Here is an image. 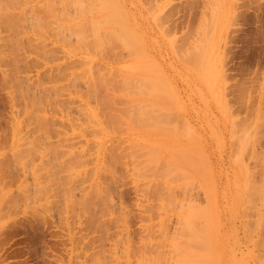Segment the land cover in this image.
Returning <instances> with one entry per match:
<instances>
[{
	"label": "rangeland",
	"instance_id": "obj_1",
	"mask_svg": "<svg viewBox=\"0 0 264 264\" xmlns=\"http://www.w3.org/2000/svg\"><path fill=\"white\" fill-rule=\"evenodd\" d=\"M0 1V264H264V0Z\"/></svg>",
	"mask_w": 264,
	"mask_h": 264
},
{
	"label": "bare ground",
	"instance_id": "obj_2",
	"mask_svg": "<svg viewBox=\"0 0 264 264\" xmlns=\"http://www.w3.org/2000/svg\"><path fill=\"white\" fill-rule=\"evenodd\" d=\"M48 1H49V0H48ZM50 1H51V0H50ZM114 1H115V0H114ZM2 2L4 3V1H2ZM108 2L110 3V0H108ZM112 2H113V1H112ZM217 2H219V0H218ZM217 2H216V3H217ZM0 3H1V1H0ZM5 3H6V2H5ZM114 3H115V4H114ZM114 3H113V4H114V7H111V8H113V10L117 9V7H115V5H116L117 3H116V2H114ZM214 3H215V2H214ZM110 4H111V3H110ZM110 4H108V5H110ZM113 4H111V6H112ZM211 4H212V3H211ZM213 5H214V4H213ZM217 5H218V4H217ZM116 6H118V5H116ZM118 7H119V6H118ZM215 7H217V6H215ZM83 9H84V8H83ZM84 10H86V9H84ZM111 13H112V14H111ZM111 13H108V14L105 13V16L107 15V16L105 17V19H106L107 21H109V22L112 21V20H117V19H118V16H117V14H116L114 11H111ZM212 18H213V17H212ZM212 18H211V20L213 21ZM91 22H92V21H91ZM94 23H95V22H93V23L91 24V26H92L93 28H94V26L96 25V23H95V24H94ZM211 23H213V22H211ZM79 24H80V23H79ZM82 24H83V23L81 22V26H80V27H83ZM88 24H89V22H88ZM11 25H13V24H11ZM89 25H90V24H89ZM66 26H67L68 28L70 27L68 23L66 24ZM75 26H76V25H75ZM75 26H74V27H75ZM204 26H205V25H204ZM204 26H202V28H203ZM210 26H211V24L209 25V27H210ZM76 27L78 28L79 26L77 25ZM84 27H85V26H84ZM68 28H67V29H68ZM77 28H76V29H77ZM95 28H96V26H95ZM80 30H81V28H80ZM82 36H83V35H82ZM98 37H99V36H98ZM205 37H208V36H205ZM205 37H204V38H205ZM82 38H83V37H82ZM204 38H203V39H204ZM91 39H93V38H91ZM79 40H80V39H79ZM82 40H83V39H82ZM85 40L89 41L88 39H85ZM94 40H95V39H93V41H92L91 43H94ZM101 40H103V39H101V38L99 37V38L96 40V42L94 43L95 45L93 44V47L95 48V46H96V44H97V45H102V46H103V47L101 46V48L99 47L100 49L104 48V45L101 44V43H103V42L105 43V42H107V40H106V41H104V40L101 41ZM199 40H200V38H199ZM207 40H208V38H207ZM207 40H206V38L204 39V41L201 39V41H203L204 43H206ZM201 41H200V42H201ZM205 41H206V42H205ZM208 41H209V40H208ZM80 43H82L81 40H80ZM207 43H208V42H207ZM108 44H109V43H108ZM106 46H108V45H106ZM106 46H105V49L107 50ZM90 47H91V46H90ZM93 47H92V48H93ZM97 47H98V46H97ZM108 47H109V46H108ZM105 49H103V50L105 51ZM103 50H101V51H103ZM96 51H97V50H96ZM98 51H100V50H98ZM109 51H110V50H109ZM109 51H108V52H109ZM97 54H99V52H97ZM112 72H114V71H112ZM132 73H133V72H132ZM112 74H113V73H112ZM112 74H111V75H112ZM134 74H135V73H134ZM130 75H131V74H130ZM130 75H128V76H130ZM113 76L115 77V75H113ZM135 76H136V75H135ZM135 76L133 75V77H132L133 80L130 79L129 82H128L129 77H128V80H127V78H124V79H126V81H127V82L124 81L125 84H126V86H127V84H128V86H129V85H130V82L132 83V81H133L134 83H137V82H136V81L138 80L137 77H139V76H137V77H135ZM130 77H131V76H130ZM141 77H143V76H141ZM141 77H139V80L141 81V80L143 79V81H142V84H140V85H145V86H147V87H148V86H149V87H150V86L153 87L154 83H153V85H152V84H150V83H152V82L149 81V84H150V85H146V84H147L146 81H148V79H144V77L141 79ZM112 78H113V77H112ZM134 78L136 79V81H134V80H135ZM106 79H107V78H106ZM108 79H109V76H108ZM100 80H101V79H100ZM100 80H99V81H100ZM102 80H103V79H102ZM109 80H111V78H110ZM109 80H106V81L109 82ZM131 80H132V81H131ZM97 81H98V80H97ZM97 81H96V82H97ZM121 81H122V80H121ZM144 81H145L146 83H144ZM103 82H104V81H103ZM114 83H115V82H114ZM134 83H132V84H134ZM139 83H141V82H138V85H139ZM108 84H110V83H108ZM112 84H113V83H112ZM132 84H131L130 86H132ZM96 85H99V84H96ZM104 85H106V83H105ZM110 85H111V84H110ZM110 85H108V86L111 88ZM116 85H118V84H116ZM121 85H122V84H121ZM134 85H135V84H134ZM123 86H124V85H123ZM97 87H98V86H97ZM101 87H102V86H101ZM106 87H107V85H106ZM106 87H105V89H107ZM109 87H108V89H109ZM118 87H119V86H118ZM120 87H121V86H120ZM137 87H139V86H136V85H135V87L132 86L133 89H136ZM130 88H131V87H130ZM112 89L115 90L116 87L113 86ZM114 90H113V92H114ZM106 91H107V90H106ZM106 91H105V92H106ZM109 91H110V89H109ZM109 91H108V92H109ZM116 91H117V90H116ZM108 92H107V93H108ZM107 93H106V94H107ZM110 93H111V92H110ZM110 93H109V94H110ZM116 94H117V93H116ZM112 95H113V93H112ZM119 95H120V94H119ZM108 96H109V95H108ZM110 96H111V95H110ZM110 96H109V98H110ZM109 98H108V99H109ZM112 98H113V97H112ZM125 98H126V97H125ZM165 165H166V164H165ZM164 185H165V184H164ZM91 260H92V259H91Z\"/></svg>",
	"mask_w": 264,
	"mask_h": 264
}]
</instances>
